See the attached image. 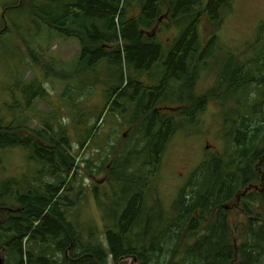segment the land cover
I'll return each mask as SVG.
<instances>
[{"label": "trees", "instance_id": "obj_1", "mask_svg": "<svg viewBox=\"0 0 264 264\" xmlns=\"http://www.w3.org/2000/svg\"><path fill=\"white\" fill-rule=\"evenodd\" d=\"M231 2L33 0L32 7L50 34L80 42L78 57L55 74L71 75L78 84L106 85L98 121L90 127L85 126L87 119L74 117L76 126L86 129L81 147L107 107L122 118L132 106V122L140 129L133 133L131 156L113 168L112 185L118 189L107 208L108 223L99 229L71 218L74 202L68 192L77 159L70 152L71 137L64 124L60 122L56 130L50 118L51 124L42 130H28L20 123L0 125V147H29L32 158L43 165V174L60 180L55 184L39 180V185L32 182L22 193H13L20 208L0 221L5 264H128L129 258L134 264L264 263V44L245 60L228 51L217 84L204 94L196 92L199 74L209 69L216 50H224L216 43V33L203 38L201 25L205 20L222 22ZM137 5H142L139 12L134 11ZM165 17L177 29L167 45L148 34ZM106 68L110 78L105 82L100 74L107 76ZM43 85L35 79L17 81L26 108L47 96ZM76 92L72 85L62 95L75 115L65 98L82 102ZM211 100L225 108L228 148L194 172L168 210L149 193L150 184L174 135L181 127L192 126ZM163 101L168 102L165 109ZM239 195L248 220L236 241L228 204ZM95 196L100 200L96 188Z\"/></svg>", "mask_w": 264, "mask_h": 264}, {"label": "rangeland", "instance_id": "obj_2", "mask_svg": "<svg viewBox=\"0 0 264 264\" xmlns=\"http://www.w3.org/2000/svg\"><path fill=\"white\" fill-rule=\"evenodd\" d=\"M19 1L0 0V125L20 123L28 130H42L46 128L50 118L56 130L60 122L64 124L71 137L70 152L77 159L73 173L75 177L71 178L69 186L72 190L68 192L74 202L70 208L71 218L86 227L103 229L108 223L107 208L113 203L112 194L118 189L112 185L113 168L117 161L126 160L131 156L130 150H134L133 142L136 138H133V133H139V125L132 122V106H129L128 113L122 118L118 117V112L112 115L107 107L92 138L81 147L79 140L85 134L84 127H92L104 108L103 90L106 85L102 81L96 84H78L71 75L70 78L69 75L68 78L57 76L56 72L66 68L68 62L78 57L81 50L79 40L75 37L50 34L43 18L33 9V0H21L20 3L25 7L18 4ZM7 6L11 7L5 11ZM141 8L142 5H137L134 11L139 12ZM263 25L264 0H232L222 22L214 25L205 20L202 23L203 38L206 40L216 33V43L224 50H216L217 57L210 62L209 69L199 74L196 83L198 95L204 94L217 84L219 67L228 51L236 53V56L243 60L252 58L257 51H261L264 40L258 39ZM176 32V27L165 17L148 34L155 35L167 45ZM106 72L107 76L104 71L100 74V79H105V82L110 78L107 68ZM34 79L44 84L47 96L35 99L32 108H26L24 101L27 99L16 90L17 81L28 82ZM72 85L77 90L75 95L83 100L76 104L75 97L65 99L71 102L77 115L71 112L62 97L66 88ZM161 104V109H165L168 102L163 101ZM224 110L218 101L211 100L195 123L186 128L181 127L168 144L156 170V179L149 187V193L159 197L168 210H171L180 189L189 182L194 172L210 157L227 150L228 126L223 124L226 116ZM80 112L81 115H78ZM74 117L82 118V121L87 119L85 126L77 125V128ZM125 147L127 151H123ZM132 162L137 164L133 160ZM40 164L32 158L29 147H0V221L10 211L20 208L17 199H12L14 192L22 193V189L32 182L39 185V180L43 184H55L60 181L49 173L43 174L44 168ZM135 167L138 170L137 166L133 168ZM121 187L120 184L119 188ZM36 188L39 189L38 186ZM95 188L98 189L100 200L95 196ZM228 207L231 226L236 230L233 232L234 238L238 241L240 229L248 220L241 207V196H237ZM1 256L5 258L4 251ZM126 261L128 264L135 263L132 258Z\"/></svg>", "mask_w": 264, "mask_h": 264}, {"label": "water", "instance_id": "obj_3", "mask_svg": "<svg viewBox=\"0 0 264 264\" xmlns=\"http://www.w3.org/2000/svg\"><path fill=\"white\" fill-rule=\"evenodd\" d=\"M2 248H0V264H5V259L1 256Z\"/></svg>", "mask_w": 264, "mask_h": 264}, {"label": "flooded vegetation", "instance_id": "obj_4", "mask_svg": "<svg viewBox=\"0 0 264 264\" xmlns=\"http://www.w3.org/2000/svg\"><path fill=\"white\" fill-rule=\"evenodd\" d=\"M19 2H21V0L19 1ZM21 4V3H20ZM11 6H7V7H5L4 9H5V11H7L8 10V8H10ZM3 17H5V14H4V12H3Z\"/></svg>", "mask_w": 264, "mask_h": 264}]
</instances>
